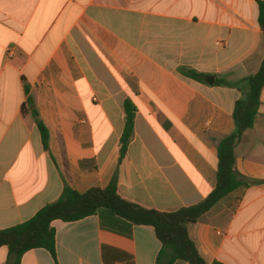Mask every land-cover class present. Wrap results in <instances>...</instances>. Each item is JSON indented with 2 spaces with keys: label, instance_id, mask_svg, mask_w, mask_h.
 <instances>
[{
  "label": "crops",
  "instance_id": "crops-1",
  "mask_svg": "<svg viewBox=\"0 0 264 264\" xmlns=\"http://www.w3.org/2000/svg\"><path fill=\"white\" fill-rule=\"evenodd\" d=\"M259 1L0 0V231L32 219L66 186L85 194L115 176L118 194L148 210L205 200L242 98L216 83L255 75L264 60ZM29 98L49 149L23 111ZM128 99L135 131L120 161ZM262 103L235 150L250 185L189 226L208 264H264V91ZM52 226L57 258L36 249L22 264H157L162 250L153 227L108 211ZM0 264H13L7 247Z\"/></svg>",
  "mask_w": 264,
  "mask_h": 264
},
{
  "label": "trees",
  "instance_id": "trees-1",
  "mask_svg": "<svg viewBox=\"0 0 264 264\" xmlns=\"http://www.w3.org/2000/svg\"><path fill=\"white\" fill-rule=\"evenodd\" d=\"M259 5V26L264 32V0ZM181 72L189 78L205 82V75L192 70L182 69ZM217 85L237 88L242 98L237 101L234 111L235 132L221 141L218 147V184L216 189L202 202L184 207L176 212L162 213L148 210L128 202L118 194L116 176L106 189H93L80 194L66 186L61 197L37 213L32 219L0 231V250L7 247L13 257V264H22L24 255L32 250L45 249L57 258L56 230L52 226L56 220L66 223L77 222L103 211L117 216L130 226H151L157 239L162 244L157 264H208L200 255L199 250L189 234L190 224L197 223L210 212L223 198L242 186L250 183L241 179L235 170L236 145L243 135L253 129L260 115L262 93L264 91V60L259 71L248 78L234 83L217 81ZM25 93L29 88L25 85ZM31 98L23 104V111L28 109L37 124L45 149H49L50 134L41 120L39 112L31 106ZM126 123L122 136L121 158L127 155L129 144L134 136L136 107L128 99L125 102ZM212 264H222L214 262Z\"/></svg>",
  "mask_w": 264,
  "mask_h": 264
},
{
  "label": "water",
  "instance_id": "water-1",
  "mask_svg": "<svg viewBox=\"0 0 264 264\" xmlns=\"http://www.w3.org/2000/svg\"><path fill=\"white\" fill-rule=\"evenodd\" d=\"M207 81L210 83V84H214V77H208L207 78Z\"/></svg>",
  "mask_w": 264,
  "mask_h": 264
}]
</instances>
